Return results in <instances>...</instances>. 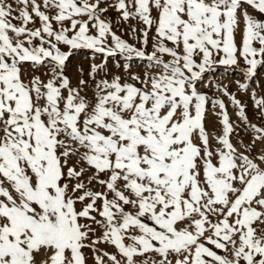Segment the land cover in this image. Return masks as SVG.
<instances>
[{
	"label": "snow or ice",
	"instance_id": "snow-or-ice-1",
	"mask_svg": "<svg viewBox=\"0 0 264 264\" xmlns=\"http://www.w3.org/2000/svg\"><path fill=\"white\" fill-rule=\"evenodd\" d=\"M261 69L264 0H0V264H264Z\"/></svg>",
	"mask_w": 264,
	"mask_h": 264
},
{
	"label": "rangeland",
	"instance_id": "rangeland-1",
	"mask_svg": "<svg viewBox=\"0 0 264 264\" xmlns=\"http://www.w3.org/2000/svg\"><path fill=\"white\" fill-rule=\"evenodd\" d=\"M83 63L84 67L87 68V62H85L84 60V56L83 55H78L77 57H75L72 60V67L69 69L68 75L73 79V82L75 83L76 80V66L78 64ZM223 71V69H218L217 73H216V79H223L225 84L230 85V90L235 92L236 91V81L241 79L240 74L238 72V70H229L227 71L223 77H221V72ZM257 80L259 81V84L261 87H264V69H261L259 72V75L257 77ZM251 83V87L252 88H257V83L255 81L250 82ZM214 91V89H213ZM218 94V93H217ZM240 98L246 102L248 104V114L250 116V118L253 119V121H255V114L252 110V103L249 100L248 96H245L243 94L240 95ZM225 102L227 103V100L225 99ZM229 111H232V107L229 106ZM216 124L215 118L211 115H209L208 117V126L209 128H213Z\"/></svg>",
	"mask_w": 264,
	"mask_h": 264
}]
</instances>
